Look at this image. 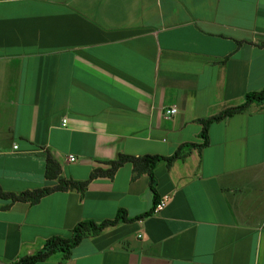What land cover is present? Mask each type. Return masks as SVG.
<instances>
[{
	"label": "crops",
	"instance_id": "obj_1",
	"mask_svg": "<svg viewBox=\"0 0 264 264\" xmlns=\"http://www.w3.org/2000/svg\"><path fill=\"white\" fill-rule=\"evenodd\" d=\"M263 88L264 0H0V188L56 185L48 153L76 182L121 154L168 157ZM153 179L155 196L125 164L83 193L0 200V264L121 211L64 264H264V105L210 125L207 147ZM155 197L163 209L133 220Z\"/></svg>",
	"mask_w": 264,
	"mask_h": 264
},
{
	"label": "trees",
	"instance_id": "obj_2",
	"mask_svg": "<svg viewBox=\"0 0 264 264\" xmlns=\"http://www.w3.org/2000/svg\"><path fill=\"white\" fill-rule=\"evenodd\" d=\"M264 105V88L259 92L249 93L245 96V102L239 107L231 108L222 111L221 113L206 119L198 121L201 124V132L199 138L202 140L201 144H184L179 146L175 152L166 157L160 155H144V156H129V155H119L118 158L114 161L106 163L108 166L107 170L96 169L94 170L89 178L83 182H76L73 180H65L61 176V169L57 161L48 153L46 156V165H45V179L49 182L56 181L57 184L53 186H48L33 191H26L19 194L6 193L0 188V200L8 201L11 204L13 203H29L31 205L38 203L45 196L52 194L54 192H67V191H77L83 193L86 190L87 185L94 179L98 177H108L112 178L119 168L125 164H131L132 170L135 177H139L143 174L148 175L150 179V187L154 196V179L153 171L160 162H165L169 167L171 163L178 159H184L191 150L198 149L202 150L208 146V129L210 125L224 121L228 118H231L237 114L243 113L246 109L252 105ZM160 201L157 197L154 199L153 208L133 220L143 219L147 216H150ZM120 221H126V214L124 211H121L118 216L112 221H103L100 224H97L93 221H82L77 224L69 238H59L54 237L45 242L42 249L31 256H25L21 258L15 264H37L48 260L51 256L56 253H60L62 256L61 264H64L71 256L72 249L75 248L82 240L89 236L98 235L105 227L115 225Z\"/></svg>",
	"mask_w": 264,
	"mask_h": 264
},
{
	"label": "built area",
	"instance_id": "obj_3",
	"mask_svg": "<svg viewBox=\"0 0 264 264\" xmlns=\"http://www.w3.org/2000/svg\"><path fill=\"white\" fill-rule=\"evenodd\" d=\"M177 113V109L176 108H170L166 111V114L169 116H173ZM67 123V120H63L62 121V126L65 127ZM68 161L70 162H75V158L73 156H69L68 157ZM165 206V200H161L155 207V212H159L163 209V207Z\"/></svg>",
	"mask_w": 264,
	"mask_h": 264
}]
</instances>
